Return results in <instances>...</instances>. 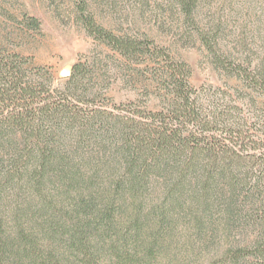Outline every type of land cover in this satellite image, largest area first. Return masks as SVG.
<instances>
[{
  "label": "trees",
  "instance_id": "trees-1",
  "mask_svg": "<svg viewBox=\"0 0 264 264\" xmlns=\"http://www.w3.org/2000/svg\"><path fill=\"white\" fill-rule=\"evenodd\" d=\"M202 1L176 3L221 85L195 87L154 39L89 17L95 38L153 62L145 93L107 101L90 61L56 86L0 44V264H264V19L259 53L226 49L200 29Z\"/></svg>",
  "mask_w": 264,
  "mask_h": 264
},
{
  "label": "rangeland",
  "instance_id": "rangeland-1",
  "mask_svg": "<svg viewBox=\"0 0 264 264\" xmlns=\"http://www.w3.org/2000/svg\"><path fill=\"white\" fill-rule=\"evenodd\" d=\"M84 17L119 36L154 39L190 64L195 87L224 82L176 0H0V44L21 54L31 67L46 68L56 86L75 63L90 61L97 72L94 83L107 101L121 103L145 93L147 66L153 62H130L95 38ZM263 19V0H203L197 23L203 30L218 28L219 44L226 49L243 46L259 53ZM30 20L35 28L27 24Z\"/></svg>",
  "mask_w": 264,
  "mask_h": 264
}]
</instances>
